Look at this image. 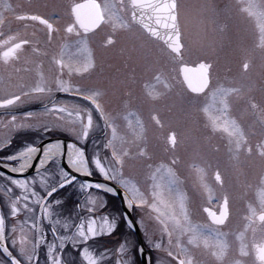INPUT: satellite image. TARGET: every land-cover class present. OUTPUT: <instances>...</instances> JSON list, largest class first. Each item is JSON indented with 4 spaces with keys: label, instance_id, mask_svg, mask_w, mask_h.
<instances>
[{
    "label": "snow or ice",
    "instance_id": "1",
    "mask_svg": "<svg viewBox=\"0 0 264 264\" xmlns=\"http://www.w3.org/2000/svg\"><path fill=\"white\" fill-rule=\"evenodd\" d=\"M52 7L47 15L27 12L14 17L41 26L37 31L42 37L33 32L32 38L16 33L0 39V110L8 115L0 118V152H6L21 131L39 136L68 133L75 142L69 141L65 152L61 139L41 149L37 138L3 156L0 168L7 174L0 171L5 181L0 185V264H41L42 257L43 264H136L127 239L114 249L99 250L104 245L98 238L115 234L121 222L129 230L139 226L147 245L164 254L157 264H264V0H227L223 7L214 0L195 5L181 0H67ZM4 8L11 10V5ZM57 8L65 18L59 27L50 20L52 15L60 19ZM190 10L206 25L198 48L184 42L181 19ZM232 22L241 41L235 47L242 56L241 72L232 76L227 69L220 76L213 71L219 56L215 63L211 59L217 41L208 33H224ZM5 23L0 13V26ZM244 24L250 28L240 29ZM97 34L98 47L117 49L122 61L120 67L107 66L109 71L115 67L107 87L91 79L97 72ZM186 55L196 57L195 67ZM257 57L261 72L254 79L249 73ZM45 61L49 76L44 75ZM169 66H178V74ZM25 74H31V81L25 82ZM138 84L139 95L134 90ZM57 94L79 103L57 102ZM29 99H42V108L23 112L18 122L11 113ZM165 99L171 101L168 113L183 122L184 133L169 130L164 156L157 158L148 148L142 109L151 106L150 120L163 128L157 106ZM112 103L117 105L114 110ZM241 105L242 114L250 118L246 124L234 114ZM49 115L54 119H38ZM94 115L103 122L104 137L89 145L91 133L99 128ZM185 141L192 148L189 160L177 152ZM217 154L225 155L232 167L238 190L234 200L224 190L220 163H213ZM65 155L67 168L61 164ZM34 161L35 174L22 178ZM130 161L143 169L142 181L125 174ZM90 165L104 183L77 180L76 174H93ZM181 167L195 176L191 194ZM77 185L84 198L68 209L59 193ZM93 189L110 195L123 189L126 210L147 209V223L144 217L133 220L127 211L119 220V212L97 215V206L104 208L107 202L101 203ZM234 209L240 222L229 228ZM21 214L23 220L18 219ZM9 218L16 221L10 229ZM44 222L51 225L52 241L46 238ZM148 224L155 225L153 232ZM137 251L143 254L145 248ZM147 264H152L151 256Z\"/></svg>",
    "mask_w": 264,
    "mask_h": 264
},
{
    "label": "rangeland",
    "instance_id": "2",
    "mask_svg": "<svg viewBox=\"0 0 264 264\" xmlns=\"http://www.w3.org/2000/svg\"><path fill=\"white\" fill-rule=\"evenodd\" d=\"M3 1V0H1ZM15 2L12 1L11 4ZM67 0H42L41 2L38 3H42L41 5H45L47 4L48 7H46V10L44 8L39 7L38 11H43L45 10L46 15L51 13L53 11V7L54 5H62L64 3H66ZM76 2L80 3L83 1H79L76 0ZM181 2L183 4H187V5H195L197 3H200L201 0H181ZM227 2V0H214V3L218 6V7H223V5ZM3 3H5V1H3ZM16 3H20L21 5L26 4V6H30V8H26V12L31 11L32 7L36 6V1H24V0H19ZM15 3V4H16ZM6 4V3H5ZM2 8L0 5V13ZM56 12L60 15V19H57L56 15H52L50 18L52 21H54L53 23L55 25L58 26H62L65 22V18L63 17V11L61 8H57ZM15 14V12H13L12 10V5H11V10H5L4 8V12L3 17L6 21V23L3 26H0V29L3 28V30L5 29V26L7 24H15L16 23V19L14 18V16H12V14ZM223 22V21H222ZM17 24V23H16ZM237 25L232 22L229 24V28L227 31H225L224 33H220L219 31H213V32H209L208 33V37L211 39H214L217 41V53L218 56L222 55V51L224 49L225 46V42L228 39V37H232V40L234 41H239V33L237 31ZM181 27L182 30L184 31V42L186 45H188L189 47L192 48H198L200 46L201 40L204 38V29L206 27V25H203L200 23L199 18L196 16V14L194 12H192L191 10L187 13V16H182L181 19ZM240 29H243L245 27H248L247 24L244 25H240L239 26ZM250 28V25L249 27ZM14 29H18V28H14ZM25 32V31H22ZM5 36L7 35H12L13 33H7L6 31H3L2 33ZM21 36H27L28 38H32L31 37V33H19ZM37 36H41L42 37V32H38L36 33ZM238 35V36H237ZM99 37L100 34H97L96 37H94V41H99ZM246 43V42H244ZM152 47H155L154 45ZM100 53H98V57L100 58V69H101V65L104 66V71H100L101 74L103 76H106V81L104 84V87H107L108 84V77L114 73L115 71H113V68L109 71L107 66L110 64H113L115 66H119L122 61H118V53L114 54L112 52V50L114 49H108L111 50V53L113 54H109L107 52H104L105 49H101L99 48ZM97 56V55H96ZM222 57H220L221 59ZM185 59L189 62L190 65H195L196 62V57L195 56H185ZM215 63V61H214ZM233 65H238V70L236 71V73L240 74L241 71V64H233ZM175 68L176 70L172 72L173 75H177L178 74V66H169V69L171 70L172 68ZM214 73H218L219 75H221L222 73H225V68L224 65L222 66L221 64V60L218 64L215 65L214 69H213ZM261 72L260 69V60L259 57L256 58V60L254 61V67L253 69L250 71L249 75L253 78V76L257 73ZM103 86V85H102ZM137 88V95H139L140 93V87L139 84L135 87ZM171 101L169 99H165L159 102L158 104V108L161 112V119L164 121V127L160 128L157 127L151 120H150V110H151V106L149 105H145L142 109V116L145 122V126H146V137H147V144H148V148L149 151L153 153L154 157L160 158L164 156V152H163V148H164V137L166 136L167 132L169 130L174 129L178 136L184 133V125L183 122L181 121V119L179 118L178 115H170L167 111V105L170 103ZM117 105H115L114 103H112L110 105V109L114 110L116 109ZM242 107L241 106H238ZM237 108V109H238ZM236 109V110H237ZM236 114V111H235ZM176 118H179V121H176ZM53 120V119H52ZM122 126H123V122H121ZM101 132V136L100 139H96L97 141L99 140H103L104 137V131H103V127L100 129ZM102 147V144H101ZM191 144L189 141H185L183 144H180L177 148V152L184 157L185 160H188L190 153H191ZM101 155L103 156L104 153L102 152ZM181 169L183 170H187L186 167H181ZM125 174L127 176H131L134 177L136 180L142 181L143 180V175H144V171L143 169L136 164L135 162H128L125 166ZM186 175H188L187 172H184ZM35 174V172L33 173ZM31 175V174H30ZM30 175L28 177H30ZM100 176V175H99ZM98 176V177H99ZM95 177V176H92ZM101 177V176H100ZM15 178V176H14ZM21 178V177H20ZM23 178V177H22ZM78 179V178H77ZM5 182V181H4ZM82 182V181H81ZM39 190V188L37 189ZM187 190V189H186ZM92 192V194L94 195H99L102 197L101 203H104L105 201L107 202V206L104 208H100L99 206H97V215H105L108 213H112V214H116L117 212H119V215H117V219L119 220L120 216H122V211L120 209V203H119V199H117L114 195H110V194H104L102 192H97L96 190H90ZM188 191V190H187ZM60 197H63V194L60 192L59 193ZM57 198L56 196L53 197V199ZM83 195L80 198V201L83 199ZM70 201L72 202V199L70 198ZM36 211V207L34 209V212ZM147 209L141 210L139 208L135 209V211H131V213H133V215L135 217H137V220H139L141 217H144L147 223ZM85 215V212H83ZM18 219L23 220L24 219V214H21ZM16 223V221L14 219L9 218L8 221V225H9V229L11 228V225ZM239 224V223H238ZM238 224H235L232 220H230L229 222V228H234L236 227ZM43 226V225H42ZM44 227V226H43ZM45 229V233H47V229L44 227ZM148 230L149 232H153L155 230V225L154 224H148ZM227 230V229H225ZM140 232L143 236V241H144V246L147 250V256H151L152 259V264H157V260H161L163 261L165 259V256H163L164 254L162 252H156L153 251L146 243V238L143 234V231L140 229ZM60 234H63V231L60 230ZM31 235V234H30ZM157 237H158V233H157ZM125 239H127L129 246L132 249L131 254L135 257L136 259V264H140L139 262V255H138V251H137V243L135 240V236L132 230H129L125 225H123V223L121 222L120 227L116 230L115 234L111 235L110 237H103V238H98L97 242L99 244H103L104 247L99 249L100 251L106 250V249H114L115 247H118L120 243L124 242ZM46 257H42L41 258V264H43V260Z\"/></svg>",
    "mask_w": 264,
    "mask_h": 264
},
{
    "label": "flooded vegetation",
    "instance_id": "3",
    "mask_svg": "<svg viewBox=\"0 0 264 264\" xmlns=\"http://www.w3.org/2000/svg\"><path fill=\"white\" fill-rule=\"evenodd\" d=\"M3 1H5V3L8 4V5H12V10H13V12H15V14L14 13L12 14V16H14V17H15L16 14H19V13H27L26 12L27 11L26 8H30V6H31V5L26 6V4L21 5L20 3H16L19 0H3ZM3 1L0 0V5H1V8H2L1 12L2 13L4 12V5H5V3H3ZM12 1H15V2H13L11 4ZM24 1H32V2L36 1L37 2L36 5H38V4L41 5L42 4V3L41 4L38 3V2H41L42 0H24ZM79 1H84V0H79ZM40 8H41V10H42V8H44L46 10V7H40ZM31 9L32 10L28 11V12H39L41 14H45L46 15L45 10L38 11L40 9H38L36 6L32 7ZM50 20H51V18H50ZM51 22L53 23L54 21L51 20ZM16 23L13 24V25L7 24L5 26L4 30H3V28L0 29V33H2L3 31H6L7 33L11 32V33H13L12 35H15L16 33H25V32H27V33H31L32 34L33 32H36V33L40 32V31H37V30L40 29L41 26H39L38 24H34L33 22H30V21H17L16 20ZM54 26L59 27L58 25H55V24H54ZM248 27H249V25H248ZM14 28H18V29H14ZM22 31H25V32H22ZM60 35L62 36L63 32H61ZM4 38H6V36L3 35V34H0V39H4ZM239 42H241V41H234V40H232V37H228V39L225 42V46H224V49L222 51V55L219 56V58L222 57L220 60H221L222 66L224 65L225 71L227 69L231 70L230 72H227L228 75H232V76H239L240 75L239 73H236V71L238 70L237 69L238 65H233V64H241L242 56L240 55L239 52H237L235 50V47H236L237 43H239ZM93 46L96 48L97 72L93 74L91 79L97 85H101V86L103 85L104 86L105 81H106L107 78H106V76H103L101 74V72H100L101 71V69H100V58L98 57V55H99L98 53H100V50H99V47H98V41H94ZM111 50H109V51L108 50H104V52H107V53L110 54ZM112 52L114 54L118 53L117 49L112 50ZM113 53H111V54H113ZM217 56H218V53H216V55L211 56V59L213 60V62L216 61ZM120 66H122V63L119 66H116V67H120ZM3 71H4L3 68L0 67V73H3ZM43 71H44V75L45 76H49L50 75L51 68H50V65L47 63V61H45V63H44ZM113 71H115V67L113 68ZM259 73L258 74L256 73L253 76V78L254 79L258 78ZM225 74H226V72L222 73L220 76H224ZM31 79H32L31 74H25V82H29V81H31ZM134 90H135V92L137 94V90L138 89L135 88ZM55 99L57 100V102L64 101V102H67L68 104L79 103V101L74 100L68 94H57ZM49 100H50V98H49ZM43 102L44 101L42 99L41 100H36V99L26 100L23 105H21L15 112H13L11 114L17 115L18 116V122H20V117H22V113L23 112H25V111L39 112L41 110V108H42ZM49 106H50V104H49ZM109 107H110V105H109ZM242 112H243V108L239 107L236 110V114L235 113L234 114L237 116V118L241 119V121L246 124L250 118L245 116V115H243ZM0 118L8 119V115L5 114L4 110H0ZM38 119L52 120L54 118H53V116L49 115L47 117H38ZM94 121H97L99 123V128L95 132L91 133L90 138L87 141V143L89 145H91L93 143V140L100 139V136H101L100 129L103 127V122L98 120V116L94 115ZM176 121H179V118L178 119L176 118ZM28 122H35V121L34 120H29ZM14 135H15V138H14V140L12 142V146L9 147L6 152H0V161L3 160V156L4 155L14 154L15 151L19 150V147L21 146L22 142H30V141H33V140H35L37 138H39L40 143L43 142L46 139H50L51 141L54 140V139H61L63 141L64 145H65V152H66L67 143L69 141L75 142L74 136H72V135H70L68 133H56V134H51V135L39 136L38 133L22 132L21 131V132L15 133ZM99 141H101V140H99ZM89 151H91V149H89ZM191 157H192V150H191V153H190V156H189L188 160L191 159ZM65 160H66V155H65V157H64V159L62 161H65ZM217 161L220 163L221 171H222V173L224 174V177H225V188H224V190L228 191L230 197H232L233 200H234L236 198V196L238 195V190H237V188L235 186V183H234V176H233L232 167H231L227 157L225 155H223V154H217V157H216V159L213 160V163L215 164ZM65 165H66V163H65ZM90 167H91V170L93 171V174L91 176L98 177L99 173L96 172L94 167H92L91 165H90ZM243 167L245 169H247L248 165L245 164V165H243ZM0 171H2V170H0ZM180 172H181L182 177L185 178L186 189L188 190L189 194H191L192 193L191 185H192V182L195 180V176L194 175L190 176L188 169L187 170L180 169ZM184 172H187L188 175H186ZM32 175H34V174H31L30 176H32ZM28 176H24L23 178H26ZM15 178H20V177L15 176ZM77 180L80 181V182L82 181L81 179H77ZM4 183L5 182H4L3 178H0V185H3ZM217 191H220V189H217ZM61 193L63 194V199L67 201V208L68 209H71V208L74 207L73 201H75L77 203L80 202V198L83 195V194H81L78 191V185H77V188L66 187L64 190L61 191ZM70 198L72 199V202L70 201ZM213 204H215V200L213 201ZM35 207H36L35 213L38 215L39 214V206L38 205L34 206V209H35ZM82 214H84L83 211L80 212L81 216H83ZM130 214H131V216H132V218L134 220H137V217H135L133 215V213H131V211H130ZM65 215H69V212L65 211ZM231 220L235 224H238L240 222L239 221V216L235 212V209L233 210V215H232ZM76 222H79V218L78 217L76 218ZM43 226L47 229V233H46L47 240L48 241H52L51 225H49L47 222H44ZM139 230H140V228H139ZM141 236H142V234H141ZM142 240H143V236H142ZM143 243H144V241H143ZM9 247L11 248L10 241H9ZM69 248H70V245H69ZM0 259H4L2 255H0Z\"/></svg>",
    "mask_w": 264,
    "mask_h": 264
},
{
    "label": "water",
    "instance_id": "4",
    "mask_svg": "<svg viewBox=\"0 0 264 264\" xmlns=\"http://www.w3.org/2000/svg\"><path fill=\"white\" fill-rule=\"evenodd\" d=\"M190 66L195 67V65H190ZM49 141H51V140L50 139H46L43 142H41L40 143L41 149L43 147V144L48 143ZM37 160H38V157H37ZM34 164H35V161L33 163V167L30 168L26 173H24L23 176H26V175H29V174L35 172ZM61 164H62V166H64L65 168H67V166L65 165L64 161H62ZM0 170L5 171L7 173V170L6 169L0 168ZM69 171H70V169H69ZM11 175L17 176V174H11ZM76 175H77V178L78 179H81L82 181H90V182H93V183H95V182L104 183L105 182L102 176L101 177H92V176H82L80 174H76ZM120 193L121 194L123 193V190L122 189H120ZM121 194H118V195H115V196L119 199L120 209L122 211V214L124 215L125 212L127 211V214L131 216L130 210H126L125 205L123 204V198H122V195ZM131 218H132V216H131ZM132 231L134 233L135 240H136V243H137V249L139 247H141V246L144 247V244H143V240H142V236H141V232L139 230V227L137 226V228L136 229H133ZM138 255H139V262H140V264H141V262H143V264H147L148 256H147L146 249H145V252L143 254H140L138 252Z\"/></svg>",
    "mask_w": 264,
    "mask_h": 264
}]
</instances>
